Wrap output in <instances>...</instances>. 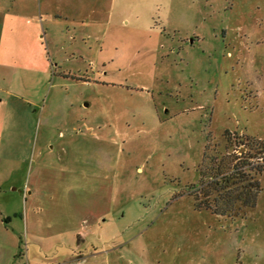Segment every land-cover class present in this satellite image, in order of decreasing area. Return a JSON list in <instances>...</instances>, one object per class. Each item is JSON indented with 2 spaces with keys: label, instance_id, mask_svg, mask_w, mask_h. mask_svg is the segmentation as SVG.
Returning a JSON list of instances; mask_svg holds the SVG:
<instances>
[{
  "label": "rangeland",
  "instance_id": "374dc122",
  "mask_svg": "<svg viewBox=\"0 0 264 264\" xmlns=\"http://www.w3.org/2000/svg\"><path fill=\"white\" fill-rule=\"evenodd\" d=\"M32 5L47 66L0 80V264H264V0Z\"/></svg>",
  "mask_w": 264,
  "mask_h": 264
},
{
  "label": "crops",
  "instance_id": "0c3cea01",
  "mask_svg": "<svg viewBox=\"0 0 264 264\" xmlns=\"http://www.w3.org/2000/svg\"><path fill=\"white\" fill-rule=\"evenodd\" d=\"M23 2L22 5L30 13L14 16L9 14V11L2 13L1 10L4 9L5 2L0 0V80L6 87L8 86L2 91L7 95L11 92L17 79L26 81L33 79L41 69L43 70L47 66L45 64L46 59L39 54V46L41 47L42 40L39 36L40 28L36 22V11L31 8V6L33 7V0H24ZM7 24L9 25L7 26ZM14 26L18 32H12ZM9 34L13 35V41L8 40L7 35ZM0 104H5L4 110L6 111L8 104L3 103V100H0ZM5 118V114L0 116V138L2 137ZM20 201V198L16 197H11L10 200L0 198V224H2L0 229H4L3 225L6 228V223L12 221L11 217L17 215L18 212L14 210L15 203Z\"/></svg>",
  "mask_w": 264,
  "mask_h": 264
},
{
  "label": "trees",
  "instance_id": "16d2710c",
  "mask_svg": "<svg viewBox=\"0 0 264 264\" xmlns=\"http://www.w3.org/2000/svg\"><path fill=\"white\" fill-rule=\"evenodd\" d=\"M202 174H203V172H202ZM233 178L234 177L230 176V175H228L227 177H223V178H218L217 177V178H215L214 182H215L216 186L217 185L219 186V190L222 191V189H224L225 186L230 185V183L232 182ZM250 186H252V187H248V189L246 190V193H244V197H245V194H246V199H245V205H244L243 208L254 209L256 207V205H257V193H255L253 191V188L258 187L259 183L255 182V183H253V185H250ZM228 198L230 199L231 196H229ZM233 206H235V203H232L230 205V208L232 209ZM230 211H233V210H230ZM217 213L218 214H222V213L224 214V211H222V212L219 211Z\"/></svg>",
  "mask_w": 264,
  "mask_h": 264
}]
</instances>
